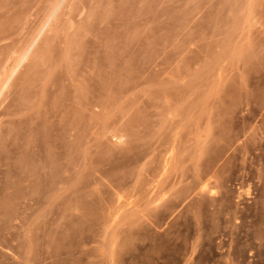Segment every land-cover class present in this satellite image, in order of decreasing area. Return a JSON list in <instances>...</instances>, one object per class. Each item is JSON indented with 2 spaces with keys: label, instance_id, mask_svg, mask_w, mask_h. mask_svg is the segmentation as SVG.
<instances>
[{
  "label": "rangeland",
  "instance_id": "374dc122",
  "mask_svg": "<svg viewBox=\"0 0 264 264\" xmlns=\"http://www.w3.org/2000/svg\"><path fill=\"white\" fill-rule=\"evenodd\" d=\"M0 264H264V0H0Z\"/></svg>",
  "mask_w": 264,
  "mask_h": 264
},
{
  "label": "bare ground",
  "instance_id": "6f19581e",
  "mask_svg": "<svg viewBox=\"0 0 264 264\" xmlns=\"http://www.w3.org/2000/svg\"><path fill=\"white\" fill-rule=\"evenodd\" d=\"M40 33H41V32H40ZM33 43H34V42H33ZM30 47H31V46H30ZM28 48H29V47H28ZM25 49H26V48H25ZM25 51H26V50H25ZM26 54H27V53H26ZM24 56H25V55H24ZM24 56H23V57H24ZM21 61H22V60H21ZM16 64H17V63H16Z\"/></svg>",
  "mask_w": 264,
  "mask_h": 264
}]
</instances>
